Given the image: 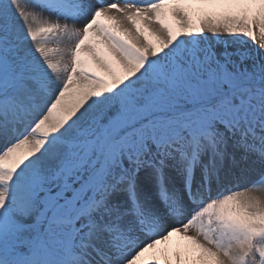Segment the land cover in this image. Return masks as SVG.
<instances>
[{
  "label": "snow or ice",
  "instance_id": "snow-or-ice-1",
  "mask_svg": "<svg viewBox=\"0 0 264 264\" xmlns=\"http://www.w3.org/2000/svg\"><path fill=\"white\" fill-rule=\"evenodd\" d=\"M261 50L264 0H0V264H264Z\"/></svg>",
  "mask_w": 264,
  "mask_h": 264
},
{
  "label": "bare ground",
  "instance_id": "bare-ground-1",
  "mask_svg": "<svg viewBox=\"0 0 264 264\" xmlns=\"http://www.w3.org/2000/svg\"><path fill=\"white\" fill-rule=\"evenodd\" d=\"M106 2H112V0H106ZM117 2H118V0H117ZM45 15H47V14H45ZM50 19H54V17H51ZM64 21H61V23H63ZM209 34V33H208ZM209 35H211V34H209ZM250 39H247L246 41H245V43L247 42V41H249ZM54 46V45H53ZM258 179H259V176H258V173L254 170V171H252V172H250L247 176H244V177H242L238 182H237V184H238V186H239V188H246V187H249V186H251L253 183H255L256 181H258ZM235 185H229V187H234ZM171 222V221H170Z\"/></svg>",
  "mask_w": 264,
  "mask_h": 264
},
{
  "label": "rangeland",
  "instance_id": "rangeland-1",
  "mask_svg": "<svg viewBox=\"0 0 264 264\" xmlns=\"http://www.w3.org/2000/svg\"><path fill=\"white\" fill-rule=\"evenodd\" d=\"M205 35H209L208 33H205ZM210 36V35H209ZM246 46L251 47L252 49H258V44H254L251 40L246 42ZM264 51V50H261ZM191 231H189V235H191Z\"/></svg>",
  "mask_w": 264,
  "mask_h": 264
}]
</instances>
